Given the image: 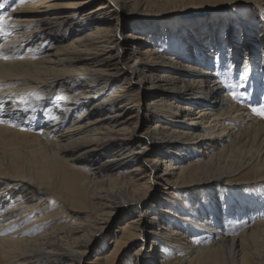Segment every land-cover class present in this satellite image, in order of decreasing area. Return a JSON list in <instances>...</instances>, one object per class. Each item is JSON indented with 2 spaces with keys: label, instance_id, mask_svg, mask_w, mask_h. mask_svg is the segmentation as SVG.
Wrapping results in <instances>:
<instances>
[{
  "label": "bare ground",
  "instance_id": "bare-ground-1",
  "mask_svg": "<svg viewBox=\"0 0 264 264\" xmlns=\"http://www.w3.org/2000/svg\"><path fill=\"white\" fill-rule=\"evenodd\" d=\"M200 2L0 0V264H264V0Z\"/></svg>",
  "mask_w": 264,
  "mask_h": 264
},
{
  "label": "snow or ice",
  "instance_id": "snow-or-ice-1",
  "mask_svg": "<svg viewBox=\"0 0 264 264\" xmlns=\"http://www.w3.org/2000/svg\"><path fill=\"white\" fill-rule=\"evenodd\" d=\"M21 3L24 2V0H20ZM239 8L241 7L240 5H229L227 6V9L230 10L231 8ZM4 8V4L0 3V9ZM191 9L194 11H199V12H206V13H211V12H220V11H225L226 9L224 7H222L219 3H212L211 0H202V2L200 3H193L191 5ZM189 8L186 7L184 9H181V11H188ZM5 21V17L3 15H0V25H2ZM0 32H3V28L0 27ZM6 35V33H5ZM237 38H242V32L239 28H237ZM210 51H214L213 49H210ZM0 58L2 59H10L9 56L3 55L2 53H0ZM20 58H23L22 56ZM213 63L216 66H219L220 63V54L218 52H216L214 54V59H213ZM229 67H231V64H229ZM247 79V73H243L240 77V80L236 83H233L230 85V89H234V88H244V91L240 92L239 94L235 91H231V96L233 99H240L241 97H246L248 96V92H247V88L245 87V84L243 83V81ZM230 89H226L230 90ZM241 103H244L245 101L241 100ZM249 106L251 107L252 101H248ZM3 104L4 101H0V111H2L3 108ZM14 112H23V113H28L29 111H31L32 113L37 112V109L35 107H24L23 109H19V108H14L13 109ZM50 110H46L45 111V115H47V112ZM251 111L256 114L257 116L264 118V104H261L260 107H251ZM26 119H28L29 121L32 119V117H25ZM52 120H56L57 117L52 116L51 117ZM0 123H3L2 120H0ZM26 130V129H25ZM221 199H223V197H220ZM243 223H247V222H243ZM226 234H234V233H227Z\"/></svg>",
  "mask_w": 264,
  "mask_h": 264
}]
</instances>
